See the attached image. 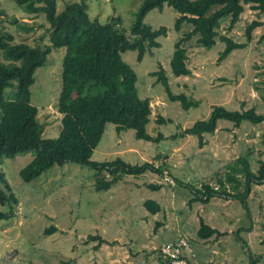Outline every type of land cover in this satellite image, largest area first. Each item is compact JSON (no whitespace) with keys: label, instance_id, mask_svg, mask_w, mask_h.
<instances>
[{"label":"rangeland","instance_id":"rangeland-1","mask_svg":"<svg viewBox=\"0 0 264 264\" xmlns=\"http://www.w3.org/2000/svg\"><path fill=\"white\" fill-rule=\"evenodd\" d=\"M84 1L91 17L103 23L109 16H119L120 26L126 30L142 2ZM72 2L81 0H56L57 11ZM0 9L5 11L0 16V30L11 33L15 42L49 44L44 14H28L11 0H0ZM178 16L167 5L162 10L149 11L145 23L153 29L167 27L166 36L157 38L160 46L152 55L146 53L141 61L135 50L121 53L136 73L139 97L149 98L151 114L146 131L153 137L160 133L163 138L159 142L136 139L133 129L117 133L113 123H106L91 156L98 162L116 157L130 164L147 161L162 166L163 174L147 170L138 176L125 175L110 189L97 192L95 170L87 166L71 162L53 165L36 179L25 182L19 170L33 154L2 159L0 171L19 203L13 217L0 220V264H163L160 246L179 236L191 241L202 264H243L248 252L261 257L256 264H264V179L253 184L247 194L253 215L252 230L242 233L247 252L234 236L235 229L248 225L245 207L238 199L218 194L207 203L188 204L193 197L191 186L202 189L203 184H209L218 188L217 179L225 175L226 164L239 155L249 153L251 170L257 171L260 161H264V120L257 124L243 121L239 126L219 120L213 133L204 134L202 145L195 135L171 137L196 120L207 118L215 105L238 111L254 108L264 115V24L252 30L249 40L245 33L252 20L264 21V11L246 4L232 27L229 17L221 19L216 43L210 49L198 45L197 36L186 41L190 73L175 76L169 65L174 44L191 29L190 24L183 23L175 30ZM220 35L246 45L217 62L224 48ZM63 54L64 48H52L43 66L35 70L30 86V102L38 109L43 138L57 137L61 128L58 96ZM0 60H4L1 50ZM159 68L174 94L184 93L198 105L183 110L178 101L169 100L156 75H150ZM8 93L6 89L5 94ZM151 183L161 187L152 190L148 187ZM148 199L156 201L160 211L151 214L143 204ZM6 209L0 205L1 211ZM200 218L226 234L199 239L196 230ZM51 225L55 231L43 233ZM88 235H99L107 243L95 248L98 240H91Z\"/></svg>","mask_w":264,"mask_h":264},{"label":"trees","instance_id":"trees-1","mask_svg":"<svg viewBox=\"0 0 264 264\" xmlns=\"http://www.w3.org/2000/svg\"><path fill=\"white\" fill-rule=\"evenodd\" d=\"M11 1L28 14H44L48 23L49 44L31 46L25 42H15L11 33L0 30V50L4 59L0 60V161L18 154L32 153L30 162L19 170V176L25 182L36 179L53 165L66 162L84 165L95 170L94 189L97 192L110 189L125 175L138 176L147 170L162 175L164 171L162 166H154L147 161L130 164L119 157L101 162L91 160L106 123H113L117 133L133 129L136 139L159 142L163 138L160 133L155 137L147 133L146 125L151 114L149 98L139 97L135 85L136 73L121 57V53L135 50L137 60L141 61L146 53L152 55L153 50L160 46L157 38L166 36L167 27L153 29L144 22L146 14L153 9L162 10L167 5L179 14L174 21L175 30H179L183 23L191 25V29L174 44L169 61L172 74L180 76L190 73L186 64V41L197 36L196 43L210 49L216 43L221 19L229 17V27H232L246 4H250L252 9L264 11V0H142L126 30L120 26L119 16H109L103 23L91 17L84 0L69 3L59 12L56 0ZM4 14L5 11L0 9V16ZM263 24L264 21L252 20L245 30L247 39L251 38L254 28ZM219 39L224 43V48L219 52L217 62L246 45L223 35ZM52 48H64L58 96L61 128L57 137L43 138V125L37 117L38 109L30 102V86L34 82L35 70L43 66ZM150 75H156V81L162 84L168 99L178 101L183 110L198 105V101L184 93L174 94L161 68L150 72ZM6 89H9L8 95L5 94ZM159 119L164 121L163 118ZM222 119L239 126L243 121L260 123L264 115L256 113L254 108L238 111L215 105L207 118L196 120L171 137L195 135L199 145H202L204 134L213 133L217 122ZM248 155H239L233 162L226 164L225 175L217 179L218 188L209 184H203L202 189L191 186L193 197L188 200L189 205L195 201L207 203L218 194L238 199L245 207L248 225L235 229L234 236L245 252L247 244L243 234L249 233L253 226L247 194L253 184L264 179V161H260L257 171L253 172ZM148 187L157 190L161 184L151 183ZM228 189L234 191L228 192ZM18 203L4 172L0 171V205L7 207L5 211L0 210V220L13 217ZM143 204L151 214L160 211V205L152 199L145 200ZM55 229L51 225L43 233L52 234ZM224 234L225 231L209 225L203 218L199 219L196 230L199 239L207 240L213 235L218 237ZM88 238L98 240L95 248L100 243H107L99 235H88ZM191 247L194 256L188 264H202L198 261L196 250ZM246 256L247 261L243 264H256L261 258L254 257L250 252ZM161 261L169 264L163 258Z\"/></svg>","mask_w":264,"mask_h":264},{"label":"built area","instance_id":"built-area-1","mask_svg":"<svg viewBox=\"0 0 264 264\" xmlns=\"http://www.w3.org/2000/svg\"><path fill=\"white\" fill-rule=\"evenodd\" d=\"M160 257L169 264H188L194 252L188 238L180 236L175 240L165 242L159 249Z\"/></svg>","mask_w":264,"mask_h":264}]
</instances>
